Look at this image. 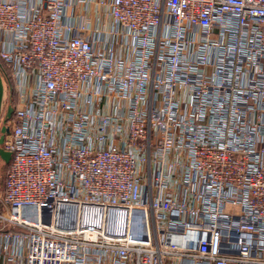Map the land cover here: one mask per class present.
<instances>
[{
	"label": "built area",
	"instance_id": "obj_1",
	"mask_svg": "<svg viewBox=\"0 0 264 264\" xmlns=\"http://www.w3.org/2000/svg\"><path fill=\"white\" fill-rule=\"evenodd\" d=\"M0 62V264H264V0H0Z\"/></svg>",
	"mask_w": 264,
	"mask_h": 264
},
{
	"label": "water",
	"instance_id": "obj_2",
	"mask_svg": "<svg viewBox=\"0 0 264 264\" xmlns=\"http://www.w3.org/2000/svg\"><path fill=\"white\" fill-rule=\"evenodd\" d=\"M5 93H6L5 80L0 64V162H2L3 164H8L11 159V152L3 148V142L5 140L6 135L10 133L11 116L14 111V107L12 105V98L10 96V102L5 111L4 109ZM122 229H123V225H121L120 227V230Z\"/></svg>",
	"mask_w": 264,
	"mask_h": 264
},
{
	"label": "rangeland",
	"instance_id": "obj_3",
	"mask_svg": "<svg viewBox=\"0 0 264 264\" xmlns=\"http://www.w3.org/2000/svg\"><path fill=\"white\" fill-rule=\"evenodd\" d=\"M105 21L108 22L109 19L107 18ZM4 80H5V86H6V93H5V99H4V109L6 111L7 106L10 102L11 90L14 94V98L16 101L15 106L17 104L18 94H17L15 88H13V86L9 80L8 74L6 76H4ZM7 166H8V164H3L2 162H0V193L3 191V188H4Z\"/></svg>",
	"mask_w": 264,
	"mask_h": 264
},
{
	"label": "trees",
	"instance_id": "obj_4",
	"mask_svg": "<svg viewBox=\"0 0 264 264\" xmlns=\"http://www.w3.org/2000/svg\"><path fill=\"white\" fill-rule=\"evenodd\" d=\"M0 64H1V62H0ZM1 69H2V64H1ZM2 73H3V76H6V73L3 71V69H2ZM11 98H12V105L15 109V102L16 101H15L14 94H13L12 90H11ZM13 113H14V111H13ZM13 113H12V116H13ZM12 116H11V118H12ZM8 166H9V163H8ZM8 166H7V169H8ZM6 172H7V170H6ZM5 177H6V175H5Z\"/></svg>",
	"mask_w": 264,
	"mask_h": 264
},
{
	"label": "bare ground",
	"instance_id": "obj_5",
	"mask_svg": "<svg viewBox=\"0 0 264 264\" xmlns=\"http://www.w3.org/2000/svg\"><path fill=\"white\" fill-rule=\"evenodd\" d=\"M122 224H123V221H119V222L116 221V222H114V226H115V227H117V225H118V226H121Z\"/></svg>",
	"mask_w": 264,
	"mask_h": 264
}]
</instances>
